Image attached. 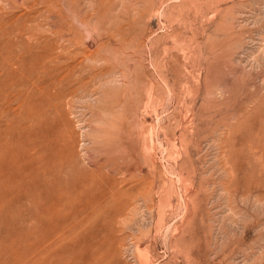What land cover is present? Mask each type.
Wrapping results in <instances>:
<instances>
[{
	"label": "rangeland",
	"instance_id": "rangeland-1",
	"mask_svg": "<svg viewBox=\"0 0 264 264\" xmlns=\"http://www.w3.org/2000/svg\"><path fill=\"white\" fill-rule=\"evenodd\" d=\"M0 264H264V0H0Z\"/></svg>",
	"mask_w": 264,
	"mask_h": 264
}]
</instances>
